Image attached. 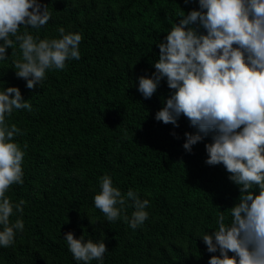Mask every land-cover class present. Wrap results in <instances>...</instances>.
Listing matches in <instances>:
<instances>
[{
    "label": "trees",
    "instance_id": "1",
    "mask_svg": "<svg viewBox=\"0 0 264 264\" xmlns=\"http://www.w3.org/2000/svg\"><path fill=\"white\" fill-rule=\"evenodd\" d=\"M39 2L52 18L28 31L41 39L59 38V26L82 33L81 58L48 70L33 90L16 76L18 43L15 57L9 48L0 60V90L19 87L32 104L31 112L16 110L9 118L23 132L16 141L28 145L24 183L7 193L14 204L25 201L23 213L11 217H22L25 227L11 247L0 246V264H83L69 251V231L85 241L103 239V264H208L219 253H209L201 236L214 231L222 211L229 216L239 188L223 164L205 163L211 136L188 153L185 133L196 132L190 121L181 116L175 127L155 119L174 91L166 78L150 99L138 91V78L155 71L170 21L198 9V0ZM105 174L122 193L131 188L150 201L148 219L135 230L123 220L134 208L126 205L121 218L109 222L95 207Z\"/></svg>",
    "mask_w": 264,
    "mask_h": 264
},
{
    "label": "clouds",
    "instance_id": "2",
    "mask_svg": "<svg viewBox=\"0 0 264 264\" xmlns=\"http://www.w3.org/2000/svg\"><path fill=\"white\" fill-rule=\"evenodd\" d=\"M198 5L187 13L183 10L179 23L170 21L167 36L158 43L155 71L138 78V91L150 99L166 78L174 91L155 119L175 127L181 116L190 121L196 132L185 133L183 148L188 153L211 136L205 163L223 164L239 188L236 203L226 209L229 216L222 211L214 231L201 236L209 253H219L208 264H264V0H198ZM51 18L48 5L39 0H0V60L7 59L9 48L15 57L18 43L16 76L30 90L42 85L48 70H64L66 61L81 58L82 33L59 26V38L41 39L28 31L46 26ZM21 109L31 112L32 104L19 87L0 90V246L6 248L25 227L22 217L11 220L23 213L25 201L14 204L7 195L14 184L24 183L28 145L21 148L15 138L23 132L9 121ZM94 205L109 222L120 219L126 205L134 208L130 219L123 216L133 230L149 217L150 201L131 188L122 193L108 174L100 177ZM64 238L76 261L103 264V239L85 241V235L77 239L71 231Z\"/></svg>",
    "mask_w": 264,
    "mask_h": 264
},
{
    "label": "water",
    "instance_id": "3",
    "mask_svg": "<svg viewBox=\"0 0 264 264\" xmlns=\"http://www.w3.org/2000/svg\"><path fill=\"white\" fill-rule=\"evenodd\" d=\"M199 32H200L201 34H206V31H205L204 29H199Z\"/></svg>",
    "mask_w": 264,
    "mask_h": 264
}]
</instances>
